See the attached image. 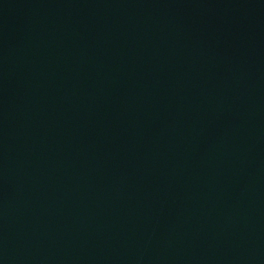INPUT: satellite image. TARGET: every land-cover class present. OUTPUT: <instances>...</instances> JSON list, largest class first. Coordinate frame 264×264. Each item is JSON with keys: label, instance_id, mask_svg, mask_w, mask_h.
I'll return each instance as SVG.
<instances>
[{"label": "water", "instance_id": "95a60500", "mask_svg": "<svg viewBox=\"0 0 264 264\" xmlns=\"http://www.w3.org/2000/svg\"><path fill=\"white\" fill-rule=\"evenodd\" d=\"M0 264H264V0H0Z\"/></svg>", "mask_w": 264, "mask_h": 264}]
</instances>
